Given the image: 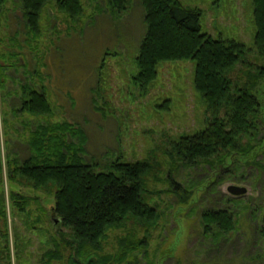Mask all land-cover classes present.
Listing matches in <instances>:
<instances>
[{
  "label": "rangeland",
  "instance_id": "374dc122",
  "mask_svg": "<svg viewBox=\"0 0 264 264\" xmlns=\"http://www.w3.org/2000/svg\"><path fill=\"white\" fill-rule=\"evenodd\" d=\"M180 2L184 7L202 10L203 32L214 38L241 41L250 49L252 67L238 64L230 77L239 86L255 77L264 119V77L259 78L256 69L262 59L254 46L253 0ZM81 3V16L72 19L56 7V0H48L36 34L23 19L20 0H6L3 6L0 65L6 68L4 83H0V196L3 195L6 210L10 263L43 264L44 252L52 247L47 234L26 226L25 216L17 213L8 199L9 191L18 188L7 179V156L26 158L28 130L45 119L16 112L22 93L20 85L30 81L37 88L44 87L54 107L53 121L66 119L85 132L86 161L97 164L99 169L117 157L122 161L147 159L154 163V170L147 177L151 192L147 201L158 204L161 218L147 247L126 264L263 263L264 236L260 227L264 212V124L251 140L253 146L246 155H229L220 166L214 158L190 165L175 162L167 153L169 141L202 129L210 118L193 84L194 60L160 62L148 92L141 94L132 82L134 56L144 33L140 3L132 0L122 13L111 8L109 0ZM166 100L168 106L164 107ZM169 171L176 188L165 181ZM230 185L246 190L232 195L227 191ZM182 189L191 190L184 202L178 198ZM19 191L37 196L46 208L53 206V198L41 192L24 187ZM30 207L34 208L33 213L38 212L33 201ZM210 208L232 211L236 228L227 235L214 233L213 228L207 232L201 213ZM46 215L41 229H51L49 222L54 216ZM55 228L62 230L65 239H71L68 229L60 225ZM4 231L0 217V248L4 245ZM15 231L20 238L18 248ZM124 232H109L104 250L115 251V235Z\"/></svg>",
  "mask_w": 264,
  "mask_h": 264
},
{
  "label": "trees",
  "instance_id": "16d2710c",
  "mask_svg": "<svg viewBox=\"0 0 264 264\" xmlns=\"http://www.w3.org/2000/svg\"><path fill=\"white\" fill-rule=\"evenodd\" d=\"M47 2L20 0L23 19L33 34L39 31L40 16ZM138 2L142 7L144 33L134 56L132 82L135 88L141 94L147 93L157 76V65L162 61L194 60L193 84L210 114L202 129L169 141V157L187 165L214 158L220 166L229 155H246L253 146L251 140L264 124L260 115L262 102L255 90V77L253 81L239 86L233 84L230 73L238 64L252 67L248 57L250 49L241 41L214 38L203 32L200 25L202 10L198 7H184L180 0ZM5 3L6 0H0V17ZM131 3L132 0H109L110 7L119 13L126 11ZM56 7L72 19H78L83 12L81 0H56ZM253 21L254 46L262 59V64L256 69L258 77L262 78L264 0H253ZM2 57L3 52L0 51ZM5 68V65H0L2 85ZM35 72H38L37 69ZM20 88L22 93L16 112L45 119L28 130L26 158L7 156V179L12 187L18 188L9 191L8 199L13 209L25 216L26 226L47 234L52 247L44 252L42 263H128L135 253L147 247L161 218L158 204L147 201L151 193L147 189V177L154 170V163L147 159L122 161L117 157L104 169H99L97 164L84 158L85 132L66 119L52 120L54 107L44 87L37 88L30 81L20 85ZM167 102L164 107L168 106ZM245 139L248 140L244 142ZM1 173L0 162V181ZM171 173H165V181L176 188ZM20 187L52 197L53 206L44 207L37 196L21 193ZM189 193L191 190L182 189L178 192L179 200L187 201ZM32 201L36 204V214L30 207ZM48 213L57 218L56 225L69 230L71 239H65L62 230L55 228L53 219L52 223L49 222L51 229H41L44 216L47 217ZM0 217L5 226L0 264H11L2 194ZM201 219L204 229L210 233L213 228L214 233L227 235L236 228L233 213L227 208L204 210ZM115 230L126 232L115 235V251L106 252L104 243L109 232ZM260 232L264 236V212ZM13 237L15 248H18L20 238L17 231Z\"/></svg>",
  "mask_w": 264,
  "mask_h": 264
},
{
  "label": "water",
  "instance_id": "95a60500",
  "mask_svg": "<svg viewBox=\"0 0 264 264\" xmlns=\"http://www.w3.org/2000/svg\"><path fill=\"white\" fill-rule=\"evenodd\" d=\"M245 188L244 187H239V186H236V185H230L228 186L227 188V191L232 194V195H241L245 192ZM57 218L54 217L53 218V223H57Z\"/></svg>",
  "mask_w": 264,
  "mask_h": 264
}]
</instances>
